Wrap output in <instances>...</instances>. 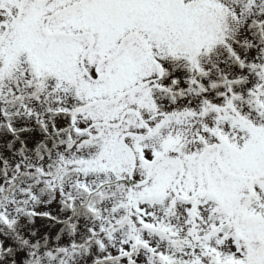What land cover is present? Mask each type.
Listing matches in <instances>:
<instances>
[{
	"label": "snow or ice",
	"instance_id": "1",
	"mask_svg": "<svg viewBox=\"0 0 264 264\" xmlns=\"http://www.w3.org/2000/svg\"><path fill=\"white\" fill-rule=\"evenodd\" d=\"M0 264H264V0H0Z\"/></svg>",
	"mask_w": 264,
	"mask_h": 264
}]
</instances>
